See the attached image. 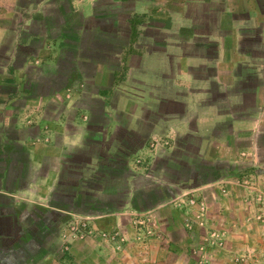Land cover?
Returning <instances> with one entry per match:
<instances>
[{
    "label": "crops",
    "instance_id": "1",
    "mask_svg": "<svg viewBox=\"0 0 264 264\" xmlns=\"http://www.w3.org/2000/svg\"><path fill=\"white\" fill-rule=\"evenodd\" d=\"M28 1H0V251L12 257L5 264L47 263L50 248L36 238L49 234L41 218L58 217L54 209L70 210L66 204L73 200L60 180L62 196L56 204L51 198L57 173L70 163L82 166L86 157L95 170L105 154L122 156L125 104L156 109L157 117L142 120L145 110L138 123L165 121L163 132L173 124L176 135L181 123L180 135L203 140L205 155L214 157L210 165L222 175L188 179L183 186L214 202L207 206L225 226L237 221L231 237L238 242L264 235V226L244 222L242 190L228 189H234L228 175L245 160L242 151L251 149L264 166V0ZM21 8L30 15L18 23ZM134 74L138 83L130 80ZM125 81L142 92L137 104L116 100ZM183 89L187 94L180 98ZM91 147L97 156L88 153ZM244 164L240 169L256 166ZM168 211L174 217L185 209ZM164 219L163 232L175 244L168 262L161 261L156 239L138 256L145 264H186L178 256L195 243L178 244L175 219ZM86 248L99 264L104 250Z\"/></svg>",
    "mask_w": 264,
    "mask_h": 264
},
{
    "label": "rangeland",
    "instance_id": "2",
    "mask_svg": "<svg viewBox=\"0 0 264 264\" xmlns=\"http://www.w3.org/2000/svg\"><path fill=\"white\" fill-rule=\"evenodd\" d=\"M20 1L29 2L28 0ZM51 1L55 3L57 0ZM79 1L83 2L82 0L75 2ZM96 1L92 0V3ZM21 9L17 15L18 23L30 15L27 10ZM130 80L138 83V76L134 74ZM126 82L125 87L122 86L123 88L119 90L115 98L119 102L125 98V102L131 100L137 104L142 92H139L137 88L131 89V85ZM186 94L185 89L178 92L180 98H184ZM140 110L125 104V132L123 133L125 138L120 143L123 147L122 156L105 154L103 162L101 161L95 170L88 165L90 163L87 157L83 159L85 164L82 166H73L74 163H70L71 166H61L50 196L56 199L55 204L59 202L62 196L57 190L58 180H60L67 187L73 200L66 204L71 208L70 210L61 212L54 209L59 213L58 217L55 215V217L46 218L43 215L41 218L42 222L49 227V234L45 232L43 235H37L36 238L41 239L40 242L44 240L48 250L50 248L45 254L46 257L49 256L46 264H93L94 255L93 257L87 255L86 246H89L88 252L91 249L104 250L105 253L98 260L99 264H140V262L145 264L142 257L138 255L143 250L148 252L149 244L157 243L153 241L155 239L163 248L160 253L161 261L168 262L170 252H174L175 244L168 240V236L163 232V227H168L162 223L164 218L166 222H169V219H175L173 225L176 227L173 230L177 231L178 244L181 243L186 247L185 243L189 240L195 243L190 252L184 251L186 256H178L180 259L184 258L186 264H224V254L227 256V264H264L263 232L258 240L252 241L246 238L238 242L231 237L232 232L238 227L237 221L228 219L229 225L225 226V219L223 220L221 214L216 213L215 209L211 211L208 207L209 203L213 205L214 202L206 200L205 195L201 197L208 205L207 224L203 227L197 224L198 218L194 209L176 205V202H182L193 192L183 186L185 181L194 180L193 178L203 180L208 176H221L223 170L219 166L210 165L214 157L205 155L203 140L186 138L183 124H177L178 135L173 124L169 126L172 130L167 128L168 131L163 132L166 127L165 121L158 124L153 123L152 120L138 123V115L141 116L145 110L146 114L145 117L144 114L142 115L144 117L142 120L147 116L157 117L158 115H154L156 111L154 107L146 106ZM84 117L83 115V119ZM155 127L156 130L162 131L161 134L152 132ZM182 133L184 134L180 135ZM95 150L96 148L91 147L88 153L95 157L97 156ZM245 151L241 152V157L245 159L241 161L242 166L248 162H255L256 166H244L243 169H240L242 166H237L239 169H234V172L228 175L234 189H228L232 192L242 190V196L246 198V204L243 206L247 212L244 222L261 228L264 226V166L261 163V166H258V156L253 157L251 149L250 154ZM119 158L122 159V163H117ZM217 186L222 194L228 195L227 189L222 187L221 183ZM248 197L252 199L248 200ZM248 204L254 208L253 212L249 210ZM171 207L178 209L179 212L182 208L185 211L183 215L180 213L181 216L177 214L173 217V212L171 215L168 211ZM89 209L100 212V215L79 213V211L87 212ZM251 212L252 215H249ZM111 215L116 219L111 220V217H108ZM188 218L193 220L191 227L188 226ZM40 225V222L35 223V227ZM217 230L224 232L221 244H217V237L214 236ZM80 244H85L83 253H75ZM200 246L201 252H194V249ZM22 253L24 254V251ZM219 258L221 262H217ZM10 259L12 260V257L7 252L0 251V264H5L4 262Z\"/></svg>",
    "mask_w": 264,
    "mask_h": 264
},
{
    "label": "built area",
    "instance_id": "3",
    "mask_svg": "<svg viewBox=\"0 0 264 264\" xmlns=\"http://www.w3.org/2000/svg\"><path fill=\"white\" fill-rule=\"evenodd\" d=\"M224 191V189H223ZM264 200V199H263ZM181 203H183L181 205ZM176 205L178 206H184L186 207L187 209H194L195 210V213H196V216L198 218V223L199 225H201L202 227L204 225L207 224V204L205 203L204 199L203 198H196L195 196H188L185 198V200H182V202L180 203H177L176 202ZM190 218L187 219V223L189 224L188 226L191 227L192 225V221L189 220ZM192 222V223H191ZM213 234V233H212ZM214 236L217 237V244H221V239L223 238L224 236V232H220L219 230H217L215 233H214ZM202 247L200 246L199 248H196L194 249V252H201V249Z\"/></svg>",
    "mask_w": 264,
    "mask_h": 264
}]
</instances>
